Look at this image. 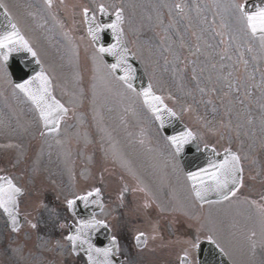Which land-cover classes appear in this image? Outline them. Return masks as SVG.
Instances as JSON below:
<instances>
[{"label": "rangeland", "instance_id": "obj_1", "mask_svg": "<svg viewBox=\"0 0 264 264\" xmlns=\"http://www.w3.org/2000/svg\"><path fill=\"white\" fill-rule=\"evenodd\" d=\"M99 1H106L110 9L124 10L129 46L153 79L156 89L181 113L183 121L196 132L199 142L213 145L220 151L233 148L242 153L244 163L243 183L238 189L237 200L246 202L239 210L237 208L236 214L232 213L231 206L236 198H232L221 204L228 207L229 214L221 215L219 211L205 221L191 213L190 221L187 216L185 220V213L181 211L188 202L183 196L188 189L183 190L182 182L175 177L179 174L177 157L158 131L154 117L144 107L139 111L141 100L135 98V91L113 76L87 35L84 9L98 11V0H52L51 7L40 0H5L4 5L15 21L38 39L39 58L47 72L55 74L54 93L63 98L73 112L72 121L57 132L61 138L59 144L70 155L90 154L94 158L88 165L78 160L69 164L78 175V186L87 190L101 185L109 197L116 198L115 201L125 182L139 188L140 197L131 199L129 208L131 212H140L132 213L136 220L126 225L133 234L146 227L153 231L152 248L139 251L133 244L125 243L121 251L126 257L124 264H143L144 260L148 261L146 264H179V257L188 244L185 245L184 240L189 239L192 248L201 237L208 236L223 244L237 261L232 260L234 264H264V144L261 141L264 139V90L260 85L264 83V45L260 36L250 33L237 8L244 0ZM178 5L182 11L177 9ZM191 25L201 31V36L187 33L188 40L183 39V31L189 32ZM193 44L196 48L191 52H195V57L190 59L188 46ZM220 47L224 48L223 53L218 52ZM239 57L243 70L233 76L232 68ZM211 61L218 66L213 67ZM0 68H3L1 61ZM227 87L233 89L238 109H232L229 100L218 101L221 90ZM27 110H31L32 127L41 126L35 107H30L15 89L7 70L0 69V113L6 120L5 124L0 121V135L6 131L9 134L5 136L18 138L17 129L22 126L18 128L19 121L14 122L13 116L25 114ZM108 110L111 112L109 132L101 119L109 116ZM8 116L12 117L9 122ZM127 130L133 133L127 134ZM95 138L96 143L93 142ZM31 141L28 156L53 167L62 146L46 142L38 154L36 136L33 135ZM18 156L20 154L14 156L5 152L0 161L8 163ZM60 157L65 162L67 155L63 153ZM93 160L97 162L95 168L89 166ZM35 164L32 161V165ZM107 167L112 175L105 174ZM32 171L41 177L40 168ZM55 171L60 169L55 167ZM170 178L171 182L164 187V180ZM186 183L188 187L187 180ZM28 184L37 190L45 186L33 180ZM190 199L192 204L196 202L192 192ZM26 203L27 199L23 200L22 204ZM46 213L45 216L37 215L39 224L69 221L65 210ZM27 215L29 219L36 218V215ZM183 220L189 234L187 228L183 229ZM51 229L57 232L54 234L57 240L53 238L48 242L51 247L56 242V252L43 264L71 261L86 264L82 257H73L71 252L66 259L67 243L62 238V229L58 232L54 224L44 231L48 233ZM22 237L29 242L36 239L26 233ZM194 252L190 249L189 254L194 257ZM2 261L0 264H4Z\"/></svg>", "mask_w": 264, "mask_h": 264}, {"label": "snow or ice", "instance_id": "obj_2", "mask_svg": "<svg viewBox=\"0 0 264 264\" xmlns=\"http://www.w3.org/2000/svg\"><path fill=\"white\" fill-rule=\"evenodd\" d=\"M49 7L52 5V0H47ZM0 6L4 8V13L7 18H10L11 14L8 12L6 5L0 2ZM179 7V5L177 6ZM237 8L242 14L243 19L246 22L247 28L252 35L259 33L261 44L264 45V7L258 8L255 12H248L245 10L244 5H237ZM99 11L102 15H108V9L103 5H99ZM84 15L88 21V31L94 42H98L100 39V33L105 29H111L115 35L116 43L104 47L99 46V53H109L113 56L119 57V62L114 65H110L115 69L120 67L121 63L127 64L125 54L127 49L123 47V28L121 27L123 22V10L117 9L115 12V21L111 24H101L97 22L95 13H90L88 8L84 9ZM25 50L30 52L33 57L37 56L36 51L29 44L28 40L21 34L15 23H9L7 29L0 33V58L6 63L9 60L10 55L13 52ZM24 75L27 73L23 69L20 70ZM21 83H16L15 88L23 92L28 98L36 105L39 110L41 119L44 122V126L49 131L58 132L60 122L63 116L68 112V109L64 107L59 101L55 99L51 94V79L42 68L40 72L36 73L28 79L21 77ZM128 87L131 88L130 83L131 75L128 69L125 70V76L122 77ZM152 86L149 84L141 94L144 97V102L151 108L156 114L157 119H160L161 125H163V117L161 116L162 109H166L169 115L175 116L176 113L171 109H167L164 105L163 97L157 96L152 92ZM171 143L175 145L176 151L182 150L184 144L188 143L191 139H194V134L191 130L183 132L178 136H172L169 138ZM225 157L220 162H210L207 168H202L197 172L188 173V178L192 182V188L195 195L201 201L205 200V197L210 192H217L224 200L229 199L230 196H234L239 187L243 183V167L240 163V157L238 154L231 151V149H225ZM0 208L9 216L11 220V226L13 231H19V202L18 195L22 192V189L17 187L10 178L0 177ZM95 196L96 199L93 203L100 204L103 207L99 197L100 189H95L93 192H89L86 195L77 197L76 199H70L67 201L69 208H72L76 204V200H82L85 202V206L90 197ZM123 199V193L121 194ZM255 203V202H254ZM148 206L147 204L145 205ZM32 228H36V224H31ZM63 227V225H61ZM106 227L105 221L97 220L93 216L89 220H80L79 224L75 227V230L71 232L66 239L72 245L73 253H78V250H83L89 261V264H113L112 255L113 252H119V244L115 236L111 237V242L108 247H97L91 242L89 233L97 230L98 228ZM255 235V233H253ZM212 243H215L212 236L207 237ZM135 240L137 245H145L147 238L145 233L140 232ZM193 247H199L198 243L193 244ZM219 247V245H217ZM223 252V249H220ZM187 252L184 257L181 258V264H186Z\"/></svg>", "mask_w": 264, "mask_h": 264}, {"label": "flooded vegetation", "instance_id": "obj_3", "mask_svg": "<svg viewBox=\"0 0 264 264\" xmlns=\"http://www.w3.org/2000/svg\"><path fill=\"white\" fill-rule=\"evenodd\" d=\"M110 116H106L103 119V122L106 125V128L109 132L110 128ZM127 134H132L133 132L131 130H127ZM96 141V138H95ZM138 153H140L138 149ZM94 159L90 154H86L82 157L76 156L72 159V161H79L83 164L88 165V162ZM88 160V161H87ZM107 159H105L106 161ZM98 161H100V157H98ZM108 161V160H107ZM56 167L60 169L58 171V174L52 175V177H56V180L58 181L59 185L61 182L66 181V174L64 168L66 167V162H63L61 158L58 157L56 160ZM97 162L93 160L89 166H94ZM7 165V166H5ZM62 167H59V166ZM96 166V165H95ZM94 166V168H95ZM35 168V166L31 165V162L27 161V159L17 160L12 159L11 162H1L0 161V176H7L14 180V182L23 188V194L18 197L19 202V213L21 215H42L45 214L47 211H53V212H59L61 210L67 211V202L64 200L63 192L57 191L53 189L50 185H46V176L41 175L39 177L38 174L34 173L32 169ZM111 173L109 168H105V174ZM30 180H33L35 183H44L45 186L42 190V187L39 186V190L37 189H31L28 182ZM128 182V181H127ZM28 184V186H27ZM103 188L101 185H96ZM96 186H92V189H96ZM88 188L85 190L86 193L90 192L92 189ZM123 193V199H121V194ZM103 201H104V208L102 211L99 212L100 219L105 220L111 228V234L112 236L117 237L119 240L124 241L125 239L133 238L132 232H130L129 227L126 225L127 223H131L132 220H136L132 213L137 214L140 211L131 212L129 208V203L131 202V199L137 200L140 196L139 194V188L135 187L130 184H124V187L119 193L118 200L115 201L116 198L109 197V194L104 191ZM27 199V203L22 204L23 200ZM115 204V205H114ZM0 231H2V234L9 235L14 233V239L12 240L9 248L10 254L9 257H11V262H17L16 264H32L35 261H45V259L48 256L52 257L54 256V253L56 250L52 247H50L47 242L50 240L47 236L42 235V232H44V229H42V226L38 224L37 220H29L28 218L24 217L23 224L20 226L19 231H13V229L10 228V224L8 220L6 219L4 213L2 210H0ZM67 215H69V212H67ZM69 223H74L73 219L71 217L70 222H64L62 223L63 227H61V224H57L55 226L58 227L57 231H61L62 229V238L66 237L69 226ZM31 224H36V228H32ZM183 229L185 230V224H182ZM64 230V232H63ZM147 236L149 235L151 231L148 227L143 229L142 231ZM138 232L137 234H139ZM27 234V236H36V239L33 243H29V240H23L24 237L22 235ZM57 232L55 230H50L49 235L51 237H56L54 234ZM136 235V234H135ZM57 238V237H56ZM55 238V239H56ZM57 240V239H56ZM4 244V239L0 238V249L2 248V245ZM68 250L70 249V245L68 244ZM3 252L0 251V257ZM31 262V263H30ZM68 264H76L75 261H71Z\"/></svg>", "mask_w": 264, "mask_h": 264}, {"label": "water", "instance_id": "obj_4", "mask_svg": "<svg viewBox=\"0 0 264 264\" xmlns=\"http://www.w3.org/2000/svg\"><path fill=\"white\" fill-rule=\"evenodd\" d=\"M255 2L256 0H251V1L246 2L244 4L245 10L248 12H255L257 11L258 8L264 7L263 1L257 4ZM101 21H102V24H111L115 21V16L108 17L107 15H102ZM10 22L13 23L12 21H10L9 18L5 16L3 9L0 7V33H2L3 31L7 29ZM87 24H88V21H87ZM88 27H89V24H88ZM114 43H116V39L111 29H105L103 32H101L99 41L95 42L96 48L98 49L100 45H103L104 47H108ZM123 47L127 49L124 43H123ZM30 55L31 53L25 50L13 52L10 55L9 60L6 62L9 69L11 70V73L13 74L15 84L23 82L21 79L22 76L24 79H28L31 76H34L36 73L41 71L42 68L38 65L37 62H35L36 60L34 59L32 60V57ZM102 55L104 56L109 66L117 64L119 62V57L117 56H113L109 53H104ZM125 57L127 60V64L121 63L120 67L115 68V69L111 68V69L120 79H122V77L125 76V70L128 69L131 75L130 83L141 94L145 89L148 88L149 81L142 67H140V64L137 63V60L130 53L129 50L125 54ZM21 69H23L24 72L27 73V75H24L20 71ZM151 90L155 94L153 89ZM141 96L144 100V97L142 94ZM145 105L147 106L149 110H151V108L146 103ZM164 105L166 104L164 103ZM167 109H169L168 106H167ZM151 112L154 113L152 110ZM154 115L156 116L155 113ZM161 116L163 117V125H161L160 119H157V120L159 121L161 128L165 131V133L169 136V138L172 136H178L179 134L188 131V128L180 122L179 118L176 115L175 116L169 115L166 109H162ZM179 155L182 159V162L184 163V166L187 169V172L190 173V172H197L202 168H207L210 162L222 161L226 153L218 155L213 149L207 148V147L201 150L200 148H198L196 140L194 138V139H191L188 143L183 145L182 150L179 151ZM204 164H206L207 166ZM89 203L90 202H88L87 205L90 206V211H91L90 213L89 211L85 209V202L80 204V206L77 208V210H79L78 216H77L79 217V222L80 220H89L93 217L92 215L93 211L91 208V204L89 205ZM74 230L75 229H73L72 232ZM88 235H89V238L91 239V242L97 247L103 248V247L109 246V244L106 243V241L108 240L104 238V234L100 228L90 232ZM84 254L86 255L85 252ZM86 258H87V255H86ZM112 260H113V264H118V261L114 258L113 255H112Z\"/></svg>", "mask_w": 264, "mask_h": 264}]
</instances>
